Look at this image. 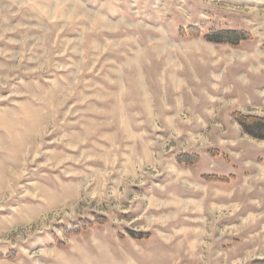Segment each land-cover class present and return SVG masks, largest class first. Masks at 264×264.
Segmentation results:
<instances>
[{
    "label": "rangeland",
    "instance_id": "obj_1",
    "mask_svg": "<svg viewBox=\"0 0 264 264\" xmlns=\"http://www.w3.org/2000/svg\"><path fill=\"white\" fill-rule=\"evenodd\" d=\"M0 264H264V0H0Z\"/></svg>",
    "mask_w": 264,
    "mask_h": 264
},
{
    "label": "trees",
    "instance_id": "obj_2",
    "mask_svg": "<svg viewBox=\"0 0 264 264\" xmlns=\"http://www.w3.org/2000/svg\"><path fill=\"white\" fill-rule=\"evenodd\" d=\"M231 35L232 34H229V33H225V35L220 33V34L215 35V40L227 39L231 41L233 39V40L239 41L240 39H242V37H236V39H234Z\"/></svg>",
    "mask_w": 264,
    "mask_h": 264
},
{
    "label": "bare ground",
    "instance_id": "obj_3",
    "mask_svg": "<svg viewBox=\"0 0 264 264\" xmlns=\"http://www.w3.org/2000/svg\"><path fill=\"white\" fill-rule=\"evenodd\" d=\"M187 201L189 202V204L190 205H192V204H196V203H198V202H200V200H192V199H187ZM153 203V202H152ZM187 203V202H186ZM186 205V204H185ZM194 206V205H193ZM196 206H197V208L199 209V206H198V204H196ZM195 207V206H194ZM182 208V207H181ZM193 208V207H192ZM214 210H215V207H214ZM121 263V262H120Z\"/></svg>",
    "mask_w": 264,
    "mask_h": 264
},
{
    "label": "crops",
    "instance_id": "obj_4",
    "mask_svg": "<svg viewBox=\"0 0 264 264\" xmlns=\"http://www.w3.org/2000/svg\"><path fill=\"white\" fill-rule=\"evenodd\" d=\"M262 170H263V168H262ZM215 207V206H214ZM219 209V208H218ZM198 251V250H197Z\"/></svg>",
    "mask_w": 264,
    "mask_h": 264
}]
</instances>
